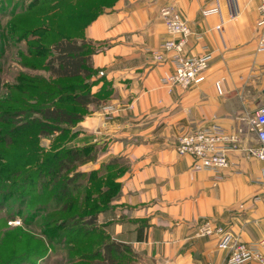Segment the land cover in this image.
<instances>
[{
    "label": "crops",
    "instance_id": "0c3cea01",
    "mask_svg": "<svg viewBox=\"0 0 264 264\" xmlns=\"http://www.w3.org/2000/svg\"><path fill=\"white\" fill-rule=\"evenodd\" d=\"M77 2L108 5L79 35L98 47L90 92L100 104L89 106L76 141L96 152L83 172L114 166L121 173L120 196L97 215L108 239L130 245L143 264H226L229 251L218 247L216 236H196L205 219L239 241L264 242V185L258 183L264 163L232 152L231 166L215 182L212 172H194L193 159L174 148L179 136L201 128L246 129V120L264 104L260 0ZM165 7L193 31L186 52L212 54L204 79L188 88L164 85L174 66L153 59L170 38L161 16ZM89 118L95 119L93 129ZM247 144H257L255 135L242 141Z\"/></svg>",
    "mask_w": 264,
    "mask_h": 264
},
{
    "label": "rangeland",
    "instance_id": "374dc122",
    "mask_svg": "<svg viewBox=\"0 0 264 264\" xmlns=\"http://www.w3.org/2000/svg\"><path fill=\"white\" fill-rule=\"evenodd\" d=\"M77 1L0 0V264H143L130 245L115 263L97 254L112 240L90 218L120 196L121 173L113 166L92 175L76 165L55 181L50 171L66 146L78 147L79 122L51 130L35 108L53 101L87 115L70 95L93 82L54 78L46 67L50 45L79 36L108 6ZM76 173L84 174L69 184L70 198L62 196L61 182Z\"/></svg>",
    "mask_w": 264,
    "mask_h": 264
},
{
    "label": "built area",
    "instance_id": "2783aa9c",
    "mask_svg": "<svg viewBox=\"0 0 264 264\" xmlns=\"http://www.w3.org/2000/svg\"><path fill=\"white\" fill-rule=\"evenodd\" d=\"M258 50H264V0L258 6ZM167 32L170 38L162 44L161 50L153 52V59L158 62H171L174 72L167 74L162 83L168 87L180 86L188 88L204 79V74L210 66L212 54L205 51L199 55L186 52L193 31L182 16L170 7L161 10ZM197 39H202L200 35ZM102 74V73H101ZM114 110L109 108L111 114ZM111 116H107V119ZM249 134L255 135L257 144L242 146V141ZM175 151L182 156L193 159L194 172L209 171L214 174L215 182L223 179V172L231 166L229 155L235 151H243L248 158H256L264 163V104L259 107L254 116L246 120V129L240 127L237 131H227L220 127H206L192 133L181 135L176 139ZM258 183L264 185V167L258 178ZM257 198V197H255ZM196 236L219 239L218 247L229 251L226 264H243L256 261L264 264V253L261 247L264 242L245 243L239 241L229 230L205 219L199 226ZM162 264H174L165 261Z\"/></svg>",
    "mask_w": 264,
    "mask_h": 264
},
{
    "label": "trees",
    "instance_id": "16d2710c",
    "mask_svg": "<svg viewBox=\"0 0 264 264\" xmlns=\"http://www.w3.org/2000/svg\"><path fill=\"white\" fill-rule=\"evenodd\" d=\"M72 5V3H70ZM95 17V16H94ZM93 17V18H94ZM97 52L94 49V44L86 39L79 38L74 35L72 37H65L54 40L49 48L51 58L46 62V67L50 74L59 80H72L78 78H90L93 75L92 56ZM73 98L78 107L86 111L92 104H100V98L97 95H93L90 89L81 90L78 93L70 95ZM36 112L41 115V122L51 126L52 129L58 128L60 125L72 126L76 122H80L84 119V114L71 111L67 108L59 107L54 104L53 101L48 103H42L35 108ZM24 111H21L22 114ZM45 124V125H46ZM50 130V131H51ZM49 131V132H50ZM56 132L51 135L55 136ZM92 150V153L90 151ZM96 158L95 149L92 147H73L72 145L66 146L64 155L55 159L57 166L51 168V174H55V181H59L63 170L66 172L72 171L76 165H83ZM97 172H92L95 175ZM84 173H76L70 179H64L61 184L60 193L62 196L70 198L68 194V186ZM110 186L113 182V178L109 180ZM97 215L93 213L90 218V223H96ZM131 252L129 246L116 241H108L102 243L101 247L97 251V254H101L105 262L115 263L116 256L123 252Z\"/></svg>",
    "mask_w": 264,
    "mask_h": 264
},
{
    "label": "water",
    "instance_id": "95a60500",
    "mask_svg": "<svg viewBox=\"0 0 264 264\" xmlns=\"http://www.w3.org/2000/svg\"><path fill=\"white\" fill-rule=\"evenodd\" d=\"M88 122L90 123V127L93 129L94 126H95V119H93V118H89V119H88Z\"/></svg>",
    "mask_w": 264,
    "mask_h": 264
}]
</instances>
